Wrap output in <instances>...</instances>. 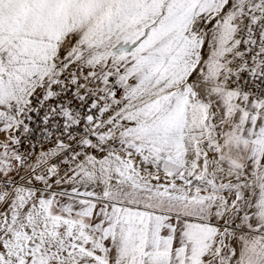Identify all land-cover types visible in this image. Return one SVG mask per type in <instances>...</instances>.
Here are the masks:
<instances>
[{"label": "snow or ice", "instance_id": "1", "mask_svg": "<svg viewBox=\"0 0 264 264\" xmlns=\"http://www.w3.org/2000/svg\"><path fill=\"white\" fill-rule=\"evenodd\" d=\"M0 264H264V0H0Z\"/></svg>", "mask_w": 264, "mask_h": 264}]
</instances>
